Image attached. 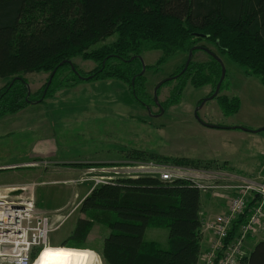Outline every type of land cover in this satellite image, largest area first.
Instances as JSON below:
<instances>
[{"label":"trees","instance_id":"trees-1","mask_svg":"<svg viewBox=\"0 0 264 264\" xmlns=\"http://www.w3.org/2000/svg\"><path fill=\"white\" fill-rule=\"evenodd\" d=\"M113 36L110 43L94 47ZM202 40L212 43L218 54L243 67L246 74L258 76L264 86V0H0V79L7 81L0 90V117L26 104L25 74L47 72L48 81L55 69L44 95L47 81L43 85L42 98L59 86L63 70L79 78L67 62L77 56L98 63L92 70L95 76L129 81L133 97L147 105L134 91L143 77L137 56L159 49L162 61L175 52L187 54ZM198 50L206 52L195 49L193 55ZM208 56L204 64L191 59L182 73L181 66L175 73H180L176 77L180 84L173 95L182 91L188 78L193 86L213 84L215 88L221 68ZM203 68L207 69L205 76L200 72ZM232 100L219 97L226 113L237 110L238 99ZM200 194L189 182H162L153 176L100 184L80 201L84 217L77 218L70 238L84 241L98 222L110 229L100 249L105 264H197L202 240ZM246 216L232 222L225 244L235 238ZM148 226L168 228L166 248L144 239ZM93 253L100 264L98 254ZM239 264H264V240L255 243Z\"/></svg>","mask_w":264,"mask_h":264},{"label":"rangeland","instance_id":"rangeland-1","mask_svg":"<svg viewBox=\"0 0 264 264\" xmlns=\"http://www.w3.org/2000/svg\"><path fill=\"white\" fill-rule=\"evenodd\" d=\"M114 38H107L94 47L108 44ZM197 45L215 52L226 70L218 94L207 99L198 108L197 115L201 120L240 124L239 127L251 131L245 140L235 141V157L243 164L247 153L251 150L254 153L259 143L264 144V86L258 76L246 74L243 67L226 55L218 54L212 43L202 40ZM162 55L159 49L146 50L140 55L145 69L140 80L142 84H136L134 91L148 105L150 112L133 97L129 81L115 76H95L92 70L98 63L80 56L73 58L72 62L81 76L91 77L75 78L65 69L59 76V86L44 98L41 91L48 73L24 75L30 88L26 104L17 112L0 117V164H9L0 167V184L3 183L0 190L6 193L11 188L26 187L25 193H33L36 208L53 219L55 229L48 234V246L65 243L63 246L88 248L98 254L100 264H105L100 249L104 237L110 232L107 226L94 222L84 241L70 238V234L77 218L84 217L79 210L82 193L92 188L95 178L115 176L108 172L114 166L147 162L176 164L175 160L185 159L189 164L177 165L219 171L225 177L222 183L264 179V154L262 165L254 174L233 172L212 161L186 156L218 145V138L196 127L200 121L194 114L199 101L209 96L214 86H193L188 78L182 91L173 95L180 79L172 78L157 90L158 101L164 105L160 112L152 101L153 89L162 79L176 75L187 58L185 52H175L159 61ZM208 60V53L202 50L194 53L192 58L194 63L204 64ZM200 72L205 76L207 69ZM6 82L0 79V90ZM222 95H226L230 103H233L232 98L238 99L235 112L226 113L227 109L219 102ZM174 98L176 101L171 102ZM145 155L153 157L142 158ZM15 192L11 191L9 195ZM226 193L231 194L230 191L222 194ZM219 194L214 191L200 194L202 208L205 195L206 202L211 203L205 212L212 216L223 211L217 206L218 202H226ZM57 214L69 215L62 220V217H55ZM167 237V227L148 226L144 232V239L155 241L161 248L168 246ZM259 240H264V234L246 239L249 251ZM93 251L91 264H99ZM38 255L31 261L35 259V263Z\"/></svg>","mask_w":264,"mask_h":264},{"label":"built area","instance_id":"built-area-1","mask_svg":"<svg viewBox=\"0 0 264 264\" xmlns=\"http://www.w3.org/2000/svg\"><path fill=\"white\" fill-rule=\"evenodd\" d=\"M109 171L115 176L95 178L92 188L116 179L153 176L162 182L186 181L200 192L214 191L225 197L223 211L202 221V229L209 236L207 248L199 255L201 264H239V260L248 253L246 239L264 233V179L222 183L225 177L213 169L155 162L114 166ZM11 189L6 193L0 190V264H31L34 251L48 244V234L55 229L53 219L36 208L34 195L25 193L26 187ZM11 191L18 193L9 195ZM225 191L231 194H222ZM244 213L247 216L237 235L225 244L232 222ZM68 215L57 214L55 217L64 220Z\"/></svg>","mask_w":264,"mask_h":264},{"label":"crops","instance_id":"crops-1","mask_svg":"<svg viewBox=\"0 0 264 264\" xmlns=\"http://www.w3.org/2000/svg\"><path fill=\"white\" fill-rule=\"evenodd\" d=\"M202 121L204 123L216 125V127H209L200 122V123H197L198 125H196V127L200 129L201 132L202 131L209 132L210 134H212L211 136H215L216 138H218L219 139L218 145L206 147L203 151L197 154L186 155L187 157L196 158L201 161H212V163L216 165H220V166L222 165L226 167L228 170L237 172V173L239 172V173H244V174H254L255 172L257 173L259 171L258 168L262 165V159H263V154H264V144L263 143L258 144L259 148L256 149L254 153L252 150L251 151L249 150L250 153H247V156H244L246 159L245 163L241 164L239 160L235 157V153H236L235 141L245 140L246 138L249 137L248 134H250L251 131L237 128L238 125L240 124H222V123L211 122V121H206V120H202ZM204 128L208 130L212 129V131H208ZM5 165H9V164H0V167L5 166ZM88 192L89 191L82 193V196L79 202ZM206 199L207 197L205 195L203 199V208L201 207L202 221L214 216V215L212 216L208 212H205V210L207 209V206L211 204V203H207ZM218 204L219 205L217 206L220 207V210L224 209V203L218 202ZM60 207H55L54 209H57ZM208 234L209 233L203 228L202 229L201 251H204L208 246V236H209ZM261 234H264V233L263 232L257 233L249 237L254 238L257 235H261ZM248 246L249 245H246L247 252H249ZM197 264H201V263L198 262Z\"/></svg>","mask_w":264,"mask_h":264},{"label":"water","instance_id":"water-1","mask_svg":"<svg viewBox=\"0 0 264 264\" xmlns=\"http://www.w3.org/2000/svg\"><path fill=\"white\" fill-rule=\"evenodd\" d=\"M200 48L204 49L208 54L212 55V56L218 61V63L220 64L221 71H220L219 79H218V81H217V83H216V85H215L214 91H213L209 96H207V97L201 99V101H200V103H199L197 109L194 111V114H195L196 118H197L201 123H203L204 125H207V126H209V127H216V125L208 124V123H204L201 119H199V117H198V115H197V110H198L199 107L202 106V104H203L207 99L214 98V97L218 94V92H219V90H220V86H221L222 80H223V78H224V76H225V72H226L222 60H221L216 54H214L212 51H210L209 49H207V48H205V47H203V46H200V45H195V46H192V47L189 49V51H188V53H187L186 61H185L184 65H183V68H182V70L180 71V73H182V72L187 68V66L189 65V63H190V61H191V59H192L193 50H195V49H200ZM137 57L139 58V60L141 61V64H142V68H141V71L139 72V74H142V73L144 72L145 65H144V63H143V61H142L141 56L138 55ZM132 58H134V56H132L131 59H132ZM129 60H130V59H129ZM67 62L69 63L71 69L75 71V73L77 74V76H78L79 78L88 79V78L91 77V75H90V76H87V77H83V76H81V75L75 70V67H74L73 63H72L70 60H68ZM60 64H62V62H61ZM54 72H55V69L52 71V73H51V75H50V77H49V79H48V81H47V83H46V86H45V88H44V90H43V95H44V93H45V91H46L48 85L50 84V81H51V78H52V75H53ZM180 73H179V74H180ZM179 74H176V75H174V76H171V77H168V78L162 79L161 81H159V82L155 85V87H154V89H153V101H154V102L160 107V112H162L163 107H162V105L160 104V102L158 101L157 90H158V88H159L163 83H165L166 81L171 80L172 78H176ZM18 78H19V77H18ZM12 83H13V81H11L10 85H11ZM10 85H9V86H10ZM26 88H27V93H26V94H27V96H28V95L30 94V88H29V86H28L27 83H26ZM38 101H39V99H38L36 102H38ZM148 111L150 112L149 108H148ZM237 128H239V129H243V130H246L245 128H242V127H239V126H238ZM259 130H260V129L254 131V132H258ZM1 168H5V167H1Z\"/></svg>","mask_w":264,"mask_h":264},{"label":"bare ground","instance_id":"bare-ground-1","mask_svg":"<svg viewBox=\"0 0 264 264\" xmlns=\"http://www.w3.org/2000/svg\"><path fill=\"white\" fill-rule=\"evenodd\" d=\"M41 250L42 252L37 254L35 263L34 259L31 264H91L93 256L91 250L66 246H48L47 244Z\"/></svg>","mask_w":264,"mask_h":264},{"label":"flooded vegetation","instance_id":"flooded-vegetation-1","mask_svg":"<svg viewBox=\"0 0 264 264\" xmlns=\"http://www.w3.org/2000/svg\"><path fill=\"white\" fill-rule=\"evenodd\" d=\"M154 105H157L154 101H153ZM158 106V105H157ZM145 109H148L149 107L147 105H144ZM158 109L160 110V107L158 106ZM150 110V109H149Z\"/></svg>","mask_w":264,"mask_h":264}]
</instances>
